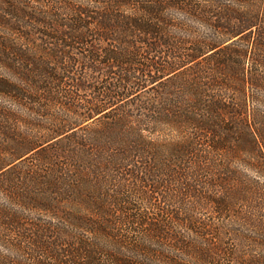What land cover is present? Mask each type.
<instances>
[{
	"label": "trees",
	"instance_id": "trees-1",
	"mask_svg": "<svg viewBox=\"0 0 264 264\" xmlns=\"http://www.w3.org/2000/svg\"><path fill=\"white\" fill-rule=\"evenodd\" d=\"M82 1H2L0 264H264V0Z\"/></svg>",
	"mask_w": 264,
	"mask_h": 264
},
{
	"label": "rangeland",
	"instance_id": "rangeland-1",
	"mask_svg": "<svg viewBox=\"0 0 264 264\" xmlns=\"http://www.w3.org/2000/svg\"><path fill=\"white\" fill-rule=\"evenodd\" d=\"M2 1H4V0H0V9H1L2 3H3ZM77 1L79 2V4H80V2H83L82 0H77ZM0 30L5 31L3 27H0ZM0 198H2V194L1 193H0ZM26 214L28 216H30V217H38V216H41V214L39 212L31 211V210L27 211Z\"/></svg>",
	"mask_w": 264,
	"mask_h": 264
}]
</instances>
